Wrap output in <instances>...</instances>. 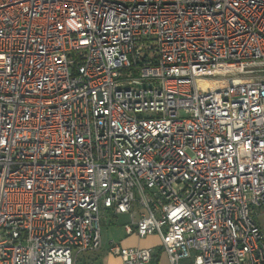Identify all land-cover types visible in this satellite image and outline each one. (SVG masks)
<instances>
[{
  "label": "built area",
  "instance_id": "1",
  "mask_svg": "<svg viewBox=\"0 0 264 264\" xmlns=\"http://www.w3.org/2000/svg\"><path fill=\"white\" fill-rule=\"evenodd\" d=\"M263 207L264 0H0V264H76L108 212L264 264Z\"/></svg>",
  "mask_w": 264,
  "mask_h": 264
},
{
  "label": "crops",
  "instance_id": "2",
  "mask_svg": "<svg viewBox=\"0 0 264 264\" xmlns=\"http://www.w3.org/2000/svg\"><path fill=\"white\" fill-rule=\"evenodd\" d=\"M102 217L105 219L103 223L105 237L102 238L101 248L79 254L76 264H123L120 256L110 252V245L113 241L119 242L126 247H152L154 255L149 264H170L157 233L146 237H140L136 233L128 234L124 227L126 223L131 221V217L128 214H112L108 212L104 213ZM115 219L120 221L115 223ZM257 222L264 232V207L260 211Z\"/></svg>",
  "mask_w": 264,
  "mask_h": 264
},
{
  "label": "rangeland",
  "instance_id": "3",
  "mask_svg": "<svg viewBox=\"0 0 264 264\" xmlns=\"http://www.w3.org/2000/svg\"><path fill=\"white\" fill-rule=\"evenodd\" d=\"M104 217H102V223H101V229H102V238L105 237V230H104V227H103V223H104ZM114 221H116L115 223L119 222L120 220L117 221V219H115Z\"/></svg>",
  "mask_w": 264,
  "mask_h": 264
},
{
  "label": "bare ground",
  "instance_id": "4",
  "mask_svg": "<svg viewBox=\"0 0 264 264\" xmlns=\"http://www.w3.org/2000/svg\"><path fill=\"white\" fill-rule=\"evenodd\" d=\"M202 84V83H201ZM219 83H213L214 86H217ZM202 86L205 88L206 86L204 84H202Z\"/></svg>",
  "mask_w": 264,
  "mask_h": 264
}]
</instances>
